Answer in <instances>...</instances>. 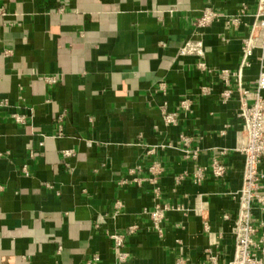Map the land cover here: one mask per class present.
<instances>
[{
	"label": "crops",
	"instance_id": "obj_1",
	"mask_svg": "<svg viewBox=\"0 0 264 264\" xmlns=\"http://www.w3.org/2000/svg\"><path fill=\"white\" fill-rule=\"evenodd\" d=\"M257 1L0 0L12 13L0 19V264H87L94 254L100 264H116L107 232L126 234L131 264L232 261L234 195L244 159L234 152L222 158L228 171L221 180L208 174L196 184L193 174L210 164L214 149L235 145L241 127L237 81L231 79L228 104L202 95L204 86L215 95L222 91L220 76L199 71L198 59L179 49L194 37L205 6L234 14L246 3L244 22L251 25ZM248 33L249 27L226 29L223 23L205 29L208 65L236 71ZM259 55L243 74L249 91L260 75ZM46 77L57 81L50 85ZM184 100L191 112L181 107ZM164 105L179 111L177 126L163 124ZM13 113L25 115L26 124H16ZM180 134L202 148L198 163L183 160ZM156 146L157 154L149 155ZM155 160L164 167L159 196L149 182ZM137 165L143 171L131 174ZM118 203L119 215L111 218ZM200 203L208 206L203 214L194 211ZM156 205L170 206L161 232L149 215ZM252 221L258 242L264 235L260 206ZM131 226L138 229L128 236Z\"/></svg>",
	"mask_w": 264,
	"mask_h": 264
},
{
	"label": "built area",
	"instance_id": "obj_2",
	"mask_svg": "<svg viewBox=\"0 0 264 264\" xmlns=\"http://www.w3.org/2000/svg\"><path fill=\"white\" fill-rule=\"evenodd\" d=\"M248 14V5L243 3L238 11L234 14L223 13L211 6H205L201 11L200 16L194 21V37L184 43L179 49V54L183 57H194L198 59L197 69L203 73H210L214 77L220 76L222 81V91L215 95L211 85L201 88V93L204 96H217L222 104H228L233 97L231 88V79L237 81L239 93V109L237 118L241 121V127L236 132L235 145L232 149L216 148L214 149L213 158L208 166L197 167L193 177L194 183L199 184L206 180V175L211 174L216 180L224 179L227 175L228 166L222 161V158L228 156L230 152H234L244 159L243 177L240 189L234 195L237 201V213L235 218L226 215L227 220L233 219V238L235 241V249L233 259L229 264H264V235L260 240L256 241L258 227L253 223V213L256 206H260L264 212V194L260 191V185L264 182V172L260 171V166L264 158V0L257 1V9L254 13V22L251 25L244 22ZM10 13L6 7L0 6V19L7 18ZM215 23H223L225 28H240L249 27L248 35L243 38L241 46V59L239 67L236 71L228 69H218L208 65L207 56L211 53V48L207 47L203 42V31ZM222 42H227L225 38H221ZM259 51L258 61L260 64V75L255 83L252 91L247 90L243 85V74L246 69L251 66L252 58L255 52ZM5 54L10 56L12 51H6ZM46 82L50 85L55 84V77H46ZM7 107V101L1 103ZM181 107L188 112L192 111V105L189 100L181 102ZM161 119L166 127L178 125L180 116L179 111H171L164 105L160 108ZM66 111H63L57 121L58 135L64 136ZM12 119L16 124H26L27 117L25 115L12 114ZM224 133V132H223ZM194 138L180 134L177 147L180 149L181 156L186 162L198 163L202 148L193 146ZM175 145V146H176ZM172 144L162 146L161 148H171ZM160 147H152L149 155H156ZM66 156L71 155V151L65 152ZM142 165H137L130 171L131 174L142 172ZM148 172L151 174L149 182L153 185L154 191L159 196L160 188L158 179L164 173V167L161 162L153 161L148 167ZM185 175L175 178L176 185L181 184ZM144 179L135 178L133 182L142 184ZM121 204L116 205V211L111 218H116L119 215ZM207 203H200L194 209L196 213L203 214L207 209ZM170 210L169 205H156L155 209L149 213L153 226L161 232L162 223L166 217V213ZM100 227L96 224V228ZM137 226H131L127 229V235H133L137 231ZM112 242V249L115 254L116 264H131L129 254L125 251L126 234L116 232H107L106 234ZM261 255V256H260ZM87 264H100V256L94 254ZM213 264L215 260L213 259Z\"/></svg>",
	"mask_w": 264,
	"mask_h": 264
}]
</instances>
